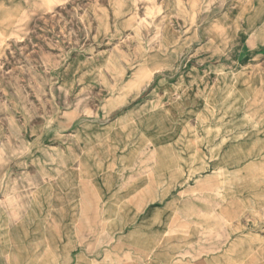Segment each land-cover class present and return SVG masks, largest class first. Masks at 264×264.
<instances>
[{"label": "rangeland", "instance_id": "1", "mask_svg": "<svg viewBox=\"0 0 264 264\" xmlns=\"http://www.w3.org/2000/svg\"><path fill=\"white\" fill-rule=\"evenodd\" d=\"M0 264H264V0H0Z\"/></svg>", "mask_w": 264, "mask_h": 264}, {"label": "crops", "instance_id": "2", "mask_svg": "<svg viewBox=\"0 0 264 264\" xmlns=\"http://www.w3.org/2000/svg\"><path fill=\"white\" fill-rule=\"evenodd\" d=\"M190 127L193 128V126ZM194 138L195 136L193 135V131H188L185 125H181L178 136L174 140L173 147L176 150L177 154L179 155L180 161L184 160L182 156L186 155L189 158L191 165H196V167H201L203 165H206V162L200 156V149L205 143L208 142V140L206 137L200 135L197 136V138L199 140L201 139V143H197V140H194ZM192 174L193 171L191 170L189 172V177H191ZM245 209L252 210L253 206L245 207Z\"/></svg>", "mask_w": 264, "mask_h": 264}]
</instances>
